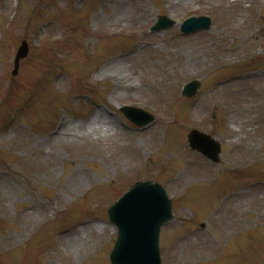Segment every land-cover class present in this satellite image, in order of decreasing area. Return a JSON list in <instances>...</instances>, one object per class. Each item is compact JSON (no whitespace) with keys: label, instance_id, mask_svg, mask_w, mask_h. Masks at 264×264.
<instances>
[{"label":"rangeland","instance_id":"rangeland-1","mask_svg":"<svg viewBox=\"0 0 264 264\" xmlns=\"http://www.w3.org/2000/svg\"><path fill=\"white\" fill-rule=\"evenodd\" d=\"M192 17L210 30L182 36ZM139 181L172 200L162 264H264V0H0V264H110L107 210Z\"/></svg>","mask_w":264,"mask_h":264},{"label":"water","instance_id":"water-1","mask_svg":"<svg viewBox=\"0 0 264 264\" xmlns=\"http://www.w3.org/2000/svg\"><path fill=\"white\" fill-rule=\"evenodd\" d=\"M173 23L160 19L152 31L171 28ZM210 23L205 18L189 19L181 27L183 35H191L209 30ZM27 46L18 50L14 66L17 73L21 59L27 56ZM198 83L193 82L183 90V95H196ZM121 112L138 127H145L153 119L141 112L123 108ZM188 141L192 150L200 152L213 162L217 161L219 147L209 137L192 132ZM109 223L117 230V241L110 254L111 264H161L159 255V233L162 226L172 218L171 202L165 191L157 184L136 183L108 210Z\"/></svg>","mask_w":264,"mask_h":264},{"label":"bare ground","instance_id":"bare-ground-1","mask_svg":"<svg viewBox=\"0 0 264 264\" xmlns=\"http://www.w3.org/2000/svg\"><path fill=\"white\" fill-rule=\"evenodd\" d=\"M242 198V197H241ZM240 198V201H238L236 203V207L239 208V206L241 205V203L245 202L243 199Z\"/></svg>","mask_w":264,"mask_h":264}]
</instances>
